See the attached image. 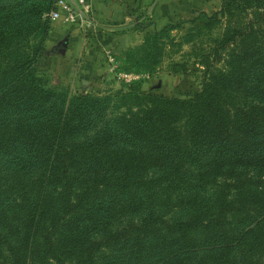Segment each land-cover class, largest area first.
Listing matches in <instances>:
<instances>
[{"label": "trees", "instance_id": "16d2710c", "mask_svg": "<svg viewBox=\"0 0 264 264\" xmlns=\"http://www.w3.org/2000/svg\"><path fill=\"white\" fill-rule=\"evenodd\" d=\"M53 4L0 0V264H264V0L111 53L150 74L187 46L166 68L197 60L186 98L45 87Z\"/></svg>", "mask_w": 264, "mask_h": 264}, {"label": "crops", "instance_id": "0c3cea01", "mask_svg": "<svg viewBox=\"0 0 264 264\" xmlns=\"http://www.w3.org/2000/svg\"><path fill=\"white\" fill-rule=\"evenodd\" d=\"M174 4V0H95L90 14L68 28L60 39L49 32L44 41V53L35 64L37 75L51 76L53 82L50 85L46 79L47 85L64 84L70 90L77 86L75 78L80 75L84 76L79 79L84 91L94 86L108 87L111 84L104 71L105 54L123 50L128 39L137 33L133 24L142 19L149 21L152 29L166 23L174 15ZM180 9L184 14L185 9L190 11L192 7L185 2ZM145 26L141 23L139 29ZM126 27L130 29L124 30ZM63 38L66 41L61 50ZM113 87L120 86L114 84Z\"/></svg>", "mask_w": 264, "mask_h": 264}, {"label": "rangeland", "instance_id": "374dc122", "mask_svg": "<svg viewBox=\"0 0 264 264\" xmlns=\"http://www.w3.org/2000/svg\"><path fill=\"white\" fill-rule=\"evenodd\" d=\"M174 1H175L174 15L167 21L168 23H176L184 19H188L190 17H193L200 11H203L204 13L209 14L212 11L218 9L221 0H174ZM185 2L187 4L188 3L191 4L192 10L189 11L188 9H185L184 14H182L180 6L182 3H185ZM201 22L202 21H199V23ZM48 23H49V28H50L49 32L51 31V35H57V37H59L57 39H60L62 35L66 33L68 28L74 27V26H67V28L63 27L58 22L52 21L49 18H48ZM140 23L145 24L146 26L143 27V29L137 30V33H135V35H132L128 39V44L126 47H130V46L138 44L141 41L143 34L145 32H150L152 30L151 25H148L151 23L147 21L146 19H142ZM160 26L162 25H159L157 28H159ZM129 29L130 27L124 28V30H129ZM49 32L48 34H50ZM180 32H181L180 29H173L170 31V35L177 38ZM168 50L171 51V53H168L170 55H167L168 57H165L163 61L161 62V64L158 65L152 73L146 74L145 77L138 79L136 83L139 86L140 91L145 92V93L161 94L167 97H177V98L190 97L193 93H195L199 89V85L201 81V67L199 64H197V60L195 58L185 55L183 57L187 58L188 60L187 61L188 63L187 72L183 74H175V75L169 74L166 70L167 62L169 61V58H171L172 60H179L182 52L184 51L187 52L188 50H187V46H183L182 49L177 53H173L172 49H168ZM82 77L84 76L80 75L79 78L78 77L75 78L77 86L73 88L74 90L71 89L70 90L71 92H84L85 87H81L80 82H79V79H81ZM39 79L42 82V84H44L45 87L47 86L51 87L50 83L53 82V79L51 76L47 77V76L42 75L40 76ZM46 79H49L50 85L49 84L47 85L48 80ZM68 79L70 80V78ZM108 79H109L108 82L111 84V85H108V87L97 88L96 86H94V87H91L90 89H86V92H90V93L113 92L118 89V88L113 87L114 84L115 86H120V87L125 88V85L123 84L119 85V83H117L113 79L111 78H108ZM69 80H65V81L68 82ZM60 85L67 86L64 84H60Z\"/></svg>", "mask_w": 264, "mask_h": 264}, {"label": "built area", "instance_id": "2783aa9c", "mask_svg": "<svg viewBox=\"0 0 264 264\" xmlns=\"http://www.w3.org/2000/svg\"><path fill=\"white\" fill-rule=\"evenodd\" d=\"M94 2L95 0H54L53 8L47 13V17L61 26H72L90 14ZM104 63L105 74L125 86L146 76L145 73L119 70L111 53L105 54Z\"/></svg>", "mask_w": 264, "mask_h": 264}, {"label": "water", "instance_id": "95a60500", "mask_svg": "<svg viewBox=\"0 0 264 264\" xmlns=\"http://www.w3.org/2000/svg\"><path fill=\"white\" fill-rule=\"evenodd\" d=\"M65 41H66V38H63V40L60 42V47H61V50L64 48L65 46Z\"/></svg>", "mask_w": 264, "mask_h": 264}]
</instances>
